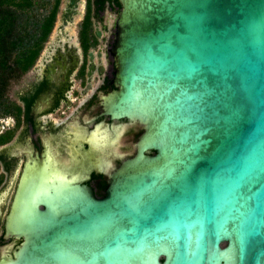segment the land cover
Returning a JSON list of instances; mask_svg holds the SVG:
<instances>
[{
  "label": "water",
  "instance_id": "obj_1",
  "mask_svg": "<svg viewBox=\"0 0 264 264\" xmlns=\"http://www.w3.org/2000/svg\"><path fill=\"white\" fill-rule=\"evenodd\" d=\"M114 77L40 134L0 264H264V0H118Z\"/></svg>",
  "mask_w": 264,
  "mask_h": 264
},
{
  "label": "flooded vegetation",
  "instance_id": "obj_2",
  "mask_svg": "<svg viewBox=\"0 0 264 264\" xmlns=\"http://www.w3.org/2000/svg\"><path fill=\"white\" fill-rule=\"evenodd\" d=\"M119 10L111 0H59L54 26L34 64L1 90L0 249L7 241L8 213L32 145L42 132L98 98L114 77L110 49L116 19L109 29L108 12ZM96 76L101 79L94 85Z\"/></svg>",
  "mask_w": 264,
  "mask_h": 264
},
{
  "label": "trees",
  "instance_id": "obj_3",
  "mask_svg": "<svg viewBox=\"0 0 264 264\" xmlns=\"http://www.w3.org/2000/svg\"><path fill=\"white\" fill-rule=\"evenodd\" d=\"M111 1L120 7L118 0ZM58 3L0 0V94L10 78L21 77L34 64L54 26Z\"/></svg>",
  "mask_w": 264,
  "mask_h": 264
},
{
  "label": "rangeland",
  "instance_id": "obj_4",
  "mask_svg": "<svg viewBox=\"0 0 264 264\" xmlns=\"http://www.w3.org/2000/svg\"><path fill=\"white\" fill-rule=\"evenodd\" d=\"M108 13H109V29H111L112 24H113V21L117 18L118 13L113 12V11H109ZM54 32H55V31H53V33H54ZM110 33H111V32L109 31V34H110ZM104 44H105V43H104ZM102 48H105V46H102ZM100 79H101L100 76H96L95 79L93 80V84H94V85H95V84H98L99 81H100Z\"/></svg>",
  "mask_w": 264,
  "mask_h": 264
}]
</instances>
